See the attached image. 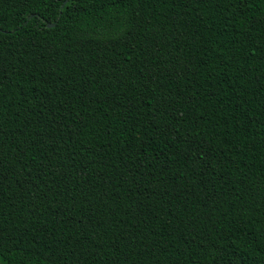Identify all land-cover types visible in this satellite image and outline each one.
<instances>
[{
  "label": "trees",
  "instance_id": "16d2710c",
  "mask_svg": "<svg viewBox=\"0 0 264 264\" xmlns=\"http://www.w3.org/2000/svg\"><path fill=\"white\" fill-rule=\"evenodd\" d=\"M0 264H264V0H0Z\"/></svg>",
  "mask_w": 264,
  "mask_h": 264
},
{
  "label": "water",
  "instance_id": "95a60500",
  "mask_svg": "<svg viewBox=\"0 0 264 264\" xmlns=\"http://www.w3.org/2000/svg\"><path fill=\"white\" fill-rule=\"evenodd\" d=\"M51 26H53V25H51Z\"/></svg>",
  "mask_w": 264,
  "mask_h": 264
}]
</instances>
